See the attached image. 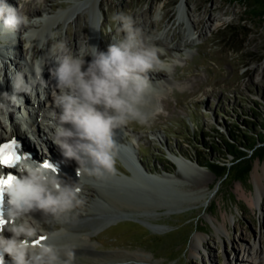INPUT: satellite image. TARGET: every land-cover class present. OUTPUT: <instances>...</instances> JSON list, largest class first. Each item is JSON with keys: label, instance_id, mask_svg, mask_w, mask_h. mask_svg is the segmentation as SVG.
<instances>
[{"label": "rangeland", "instance_id": "374dc122", "mask_svg": "<svg viewBox=\"0 0 264 264\" xmlns=\"http://www.w3.org/2000/svg\"><path fill=\"white\" fill-rule=\"evenodd\" d=\"M87 1L7 3L21 10L43 12L45 21L36 25L40 30L54 19L46 26V34L58 33L73 51L87 40L89 45L106 51L115 34L111 17L118 12L132 15L136 26L159 44L179 46L177 51H170L158 45L166 48L167 60L173 62L170 72H161L168 75V82L162 78L160 88L152 95L159 116L148 125L131 122L119 135L115 134L117 144L130 145L133 163L164 180L125 181L132 176L125 165H133L114 151L119 172L95 184L108 198L117 196L115 199L138 210L125 213L128 209L110 211L95 204L98 199L92 189L99 186L94 187L90 176H82L85 203L72 213L82 217L75 222L86 225L89 208L96 210L102 221L115 218L102 229H85L83 235L94 232L88 236L91 253L114 259L110 257L99 264H264V160L251 162L245 183L217 179L197 164L209 160L230 167L232 158L225 156L222 149L224 141L230 140L228 134L247 131L254 136L261 132L258 125L248 123L260 125V120L264 121V19L253 18L247 13L246 4L232 0H187L186 4L182 0H101L97 10L100 19L94 25L90 43ZM14 34L17 43L7 44L10 48L3 52L4 57L0 56V85L6 83L9 89V76L14 69H30L31 64L25 62L27 57H33L32 51L34 57L43 56L51 43L27 49L21 33ZM80 34L87 35V39L81 37L77 41ZM185 39L193 44L184 46ZM85 59L89 61L91 57ZM53 64L49 61L44 66L50 81ZM150 77L158 81L154 73ZM214 142L219 148L212 151ZM174 159L182 165L175 164ZM59 223L51 221L44 227L51 231ZM146 226L159 232H151ZM196 236L203 238L204 249L194 252L192 240ZM62 239L63 243H71ZM90 259L79 257L83 264H94Z\"/></svg>", "mask_w": 264, "mask_h": 264}, {"label": "clouds", "instance_id": "9594fccd", "mask_svg": "<svg viewBox=\"0 0 264 264\" xmlns=\"http://www.w3.org/2000/svg\"><path fill=\"white\" fill-rule=\"evenodd\" d=\"M43 2L36 0L37 5ZM0 20L2 29L21 33L27 49L48 46L51 41L43 56L27 57L31 70L21 67L9 76L12 93L2 94L0 123H8V112L12 110L9 104L23 108L20 93L32 96L37 86L44 92L48 85L43 69L54 61L50 71L56 84L37 123L64 157L77 162L79 178L75 182L65 180L57 169L44 166L47 161L20 158V177L16 178L13 198L3 214L6 223L0 230V262L7 255L11 264H75V245L52 242L64 229L49 231L44 225L67 220L84 205L80 177L103 179L115 175V131L131 122L150 124L155 116L146 110L153 91L150 74L170 72L173 62L162 59L166 57L165 49L136 26L132 15L123 12L111 17L115 34L106 51L89 45L88 40L73 51L58 33L42 35L33 26L37 20L7 0H0ZM4 230L10 237L3 235Z\"/></svg>", "mask_w": 264, "mask_h": 264}, {"label": "bare ground", "instance_id": "6f19581e", "mask_svg": "<svg viewBox=\"0 0 264 264\" xmlns=\"http://www.w3.org/2000/svg\"><path fill=\"white\" fill-rule=\"evenodd\" d=\"M100 1L101 0H88L86 2L87 4L90 5V15H91V19H90L91 28H90V36H89L90 37L89 38V42L90 43H91V41L93 39V36H94L93 35V33H94V25L96 23H98V20L100 19L99 14L97 12V10L99 8V5H100ZM186 1L187 0H182V4H186ZM43 3H47V0H44ZM50 7H51L50 9L53 10L54 6L52 5ZM22 11H24L30 17V19L35 18L37 20V24L33 25L34 27H36V25H40L42 23V21H45V18L46 17H42V15L44 16V14H42L43 12H41L39 10H35V11H25V10H22ZM53 21H54V19L48 20V24L50 25V23L53 22ZM48 24L46 23L43 26L41 25L43 27L41 29V34L42 35H46V33H47V27L46 26H48ZM195 25H197L196 22L192 23V26L194 28H195ZM0 26L1 27L3 26V21L2 20H0ZM4 30H7V29H4ZM4 33H5V31L3 32V34ZM81 37L83 39H87V35L80 34V36H76V40L79 41L81 39ZM154 42L157 45H162V46L167 47L168 50H170V51H177L179 49V46H173L170 43H168L167 45H164V44H159L155 40H154ZM165 42L167 43V41H165ZM7 44H14V41L13 40H9V39L4 38V37H1L0 38V46H1L0 47V56H2V54H3V47L5 45H7ZM190 44H193V41L192 40L185 39L183 41V45L184 46H188ZM170 46H171V48H170ZM78 47H80V46H78ZM34 55H35V53L32 51V56L34 57ZM168 58H169V55L168 54H166V57H162V59H168ZM25 62L27 63L28 61L25 60ZM53 66L55 67V63L53 64ZM33 76H34V73H33ZM154 77L158 78V81H153V79H151V77H150V79L152 81V85H153V91H152V93H151V95L149 97V102H148V104L146 106V110L155 113V116L154 117H158L159 116V114H158V111H159L158 110V104H157L156 100L153 99L154 98L153 97L154 96L153 94L156 91H158V88H160L158 85H160L159 82H161L162 78H163V80H165L166 82H168V75L160 72V73H154ZM43 78L47 82V85H48L47 86L48 91L47 90L44 91V94H43L44 97H45V99L43 101H42V99H39V96L42 94L41 91L39 90V86H37L36 95H35V99L34 100H31L28 97H26L27 94L20 93V96L22 95V96H24L26 98V107L24 108V111H23L22 116L24 117L26 115L28 117L29 124L27 125V127L32 131V133L34 134V137H35V143L34 144H31V143H29L28 141H25V140L24 141L27 142L28 146L30 145L32 147V149L34 148V150L37 149V148H39L40 147L39 146L40 143H42V144H44V146L48 147L49 150L56 156V155H58L57 154V152H58L57 149H59V148L53 142H51L47 138L46 134L42 131V129L40 128L39 124L37 123V118H38V115L40 113V110L42 108H44V106L48 102V100L51 99V92L50 91H52L53 87L56 84L55 79L54 80L52 79L51 81H50V78L48 79L45 69H43ZM165 81H163V82H165ZM166 82H165V84H166ZM166 85H168V83ZM168 86H170V85H168ZM1 89H0V100H2V94L5 93ZM11 106L12 105L9 104V107H11ZM12 107H15V106H12ZM8 118L10 120L9 125L13 128V131H14L13 133H16V135L20 136V134H19L20 131L16 127L15 121L11 120L12 116H11L10 112L8 114ZM1 126H2V123H0V128H1ZM123 129H125V127L116 130L115 131V134L116 135H119L120 132ZM1 132H0L1 133L0 134V140H4L5 138L9 139L13 135V134H8L7 132H4L3 130ZM44 138H46L45 141H44ZM114 139H115V137H114ZM116 142H117V139H116ZM121 143H123V142H120L119 146H116V148L114 149V151H116L117 153H121L122 152L123 154H125V153L128 152L127 153L128 154L127 159H129V161H130L128 163L133 162L132 160L134 159V156H133V154H132V152L130 150V145L129 144L128 145L127 144L126 145H122ZM129 153H130L131 156L129 155ZM58 159L60 161L63 160L64 164L66 165V169L68 170L66 173L60 174V176L62 178H64L65 180H68V181H72V182L77 181L79 179L77 177V174H76V169L78 168L77 162L75 161L73 163L72 161H74V160H72V161L70 160L69 161L68 158H66V157L64 159L58 157ZM173 161L177 165H182V162L180 160H178V159H174ZM126 167H128L127 169H129L131 171V173H132V176L130 178L127 177V180H125L127 182H132L133 180H138L140 182L141 181H144V182L145 181H148V182H159L160 181V182H162L164 180V178H159V177L151 176V174H149L146 171H143L141 169V167H139L138 165H137V168H135L134 166H131L130 167L128 164H127ZM258 170H259V167H256V171H258ZM116 171H118V170H116ZM262 171L264 172V168H262ZM138 174H140L141 177L140 176L138 177ZM122 175H123V177L126 176L125 174H122ZM83 176L84 177H88L87 175H83ZM81 178L82 177H80L79 183L82 181ZM90 179L94 183L93 184L94 187H96V186L98 187L99 186V188L94 189L95 191L92 189V192L96 195V197L98 199L95 202V204L103 207L104 209L108 208L109 210L110 209H113V210H117V211L118 210L124 211L125 209H128V210H126L125 213H127L129 211H130L129 213H132L134 211H138L137 209H135V208H133L131 206L125 205L120 200L115 199L117 196L116 197L112 196L114 198L113 199V198H108L107 197L108 195L106 196V195L102 194V192L100 190V185H96L95 184V182L96 183L101 182L100 181V178H97L95 176H90ZM101 188H103V187H101ZM103 189H105V188H103ZM88 210H89V212H88ZM88 210H87V214L85 215V218L88 219V223L86 225H82V224L76 223L75 221H77L78 218L81 219L82 217L81 216H73V214L71 213L69 215V217H68L67 220L62 221L61 224L59 223V224L53 226V230H56V231H59L60 229H64V233H62L59 237L64 238V241L66 240L65 238H67L71 242L69 244V242H67L68 241L67 240L66 241L67 243H63V239L61 238V241H62L61 242V241L58 240V238H59L58 237L56 240L52 241L53 243L75 245V248H76V260H75V264H83V262L79 260V257H81L83 259H86V256H89V258L91 257L90 260L94 264H99V263H102L103 261H107V259H110V257H111V256H109V257L108 256H98L97 254L95 255L94 253H91V252H93V247L90 244L91 240H90V238L88 239V236L89 237L93 236L94 235V232H93V234H91V233H88V232H90V231H88L87 232L88 234L86 233L84 235H83V232L85 231V229L87 230L88 228H91V229L95 228L96 229L98 227V228H101L102 229V228H104V226H108L112 222H114V219L115 218L112 221H109L108 220V222H107L106 219L104 221H102L100 219L99 215L97 214V211L96 210H94L93 208L92 209L89 208ZM110 211H112V210H110ZM119 214H120V212H119ZM36 218L37 219H40L39 214H36ZM69 220L71 221V223L69 222ZM72 221L74 222L73 224H72ZM95 229H94V231H95ZM3 235H5L6 237H10L11 234L8 233L6 230H4L3 231ZM200 248L204 249V241H203V238H201L200 236H196L192 240V249H193L194 252H197V250H199ZM124 257H126V256H122V258H124ZM8 258L10 259V257H8ZM114 258H117V257H114Z\"/></svg>", "mask_w": 264, "mask_h": 264}, {"label": "trees", "instance_id": "16d2710c", "mask_svg": "<svg viewBox=\"0 0 264 264\" xmlns=\"http://www.w3.org/2000/svg\"><path fill=\"white\" fill-rule=\"evenodd\" d=\"M233 2H239L246 4L247 13L252 15L253 18L262 20L264 19V0H232ZM259 124H250L253 127L259 126L261 132L254 136H249L247 131H244L241 135L230 132L228 134L229 141H224L225 156L231 157V166L227 167L223 163L214 162L209 160L204 163L198 162L197 164L205 169L211 171L217 179L231 180L240 183H245L248 180L251 171V162L255 159L264 160V121L260 120ZM235 128V127H234ZM210 149L215 151L219 148L216 142L212 143Z\"/></svg>", "mask_w": 264, "mask_h": 264}, {"label": "snow or ice", "instance_id": "6c2138e0", "mask_svg": "<svg viewBox=\"0 0 264 264\" xmlns=\"http://www.w3.org/2000/svg\"><path fill=\"white\" fill-rule=\"evenodd\" d=\"M17 141L12 139L10 141L0 143V167L12 168L16 166L20 160V156L17 153ZM45 167L50 165L46 162ZM16 182V177L12 174L7 175V177L0 176V206L3 203L4 193L11 192L14 195V183ZM6 222L3 220V213L0 211V230H3L4 224ZM41 239H44L41 237ZM2 264V262H0Z\"/></svg>", "mask_w": 264, "mask_h": 264}, {"label": "water", "instance_id": "95a60500", "mask_svg": "<svg viewBox=\"0 0 264 264\" xmlns=\"http://www.w3.org/2000/svg\"><path fill=\"white\" fill-rule=\"evenodd\" d=\"M146 228H148L151 232H159L158 229L157 230H154L152 227L150 226H146Z\"/></svg>", "mask_w": 264, "mask_h": 264}]
</instances>
